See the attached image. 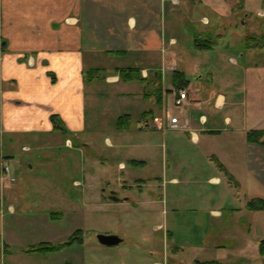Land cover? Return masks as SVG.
<instances>
[{"label": "crops", "instance_id": "crops-1", "mask_svg": "<svg viewBox=\"0 0 264 264\" xmlns=\"http://www.w3.org/2000/svg\"><path fill=\"white\" fill-rule=\"evenodd\" d=\"M181 1L0 0V138L5 133H51L58 129L52 114L77 136L87 125L88 102L96 94L93 85L116 86L112 94L121 99L107 140L114 149L127 148L130 166L157 162L160 174L134 180L138 190L149 178H156L161 187L158 201L164 215L154 229H164L159 236L162 244L175 254L187 249L193 264L196 260L264 264L260 251L264 208L246 206L251 198H264V135L259 141L247 138L249 130H264V52L257 54L255 45L245 46V39L254 35L237 34L232 1L197 0L207 7L198 16L184 9L185 20H197L201 26L194 35L183 24L177 28L175 16L180 13L166 11L169 3ZM225 32L239 35L246 48L236 57H226V52L215 48L212 38H223ZM198 37L210 40L211 46L197 47ZM249 56L257 60H248ZM108 57H124L127 64H97L99 58ZM98 66L106 70L105 79H87L85 71ZM129 66L139 67L145 79H121L118 68ZM176 71L187 80L179 87L187 91L181 106L173 102L179 89L173 79ZM133 98L139 103L135 118L130 106L120 112L118 105L132 104ZM123 113L131 119L119 129L116 121ZM165 113L177 116L184 125L166 129L140 125L144 117ZM128 163L119 159L118 170L127 169ZM128 177L133 178L128 173L126 178L118 177L128 193L101 199L108 204L138 203L129 191L133 185L124 182ZM3 207L1 200L0 264H36L37 257L62 250L42 253L17 246L20 240L15 231L7 230ZM7 208L16 211L10 202ZM61 218L49 214L32 220L43 226L42 232L46 229L56 236L39 241L60 240ZM152 235L145 232L142 237ZM149 250L160 253L155 242ZM161 255L166 256L164 249Z\"/></svg>", "mask_w": 264, "mask_h": 264}, {"label": "rangeland", "instance_id": "rangeland-1", "mask_svg": "<svg viewBox=\"0 0 264 264\" xmlns=\"http://www.w3.org/2000/svg\"><path fill=\"white\" fill-rule=\"evenodd\" d=\"M230 1L237 12L233 14L237 22V34L254 35L255 43L258 44L254 46L258 48L257 54L264 52V0ZM241 3L242 6H239ZM186 8L195 16L202 9L207 10L197 0H188L187 4L182 0L180 4L172 6L169 3L166 11H172L175 15L180 13L175 16L177 28L183 24L193 35L198 34L201 26L197 20L192 23L185 20L183 12ZM259 11H263V14ZM242 19H246V23ZM212 40L215 41L216 50L226 52V57L232 54L236 57L239 50L246 49L240 43L239 35L235 37L229 32H225L223 38L214 37ZM247 58L257 60L256 56ZM126 61L124 57H108L99 58L97 64L124 66ZM102 73L106 74V70ZM113 87L116 86L104 82L93 85L96 94L88 102L87 125L77 136L72 135L67 128L68 132L55 129L51 133L39 134L5 133L0 138V201L4 202L2 211L6 228L16 232L20 240L17 246L24 244L26 248L41 239L56 238L54 232L52 236L46 229L42 232L43 226L32 222L41 215L49 217L51 212L62 215L63 233L57 234L60 240L56 242L69 239L75 230L81 229L78 233L81 239L64 246L60 252L46 254V257L36 255L40 256L35 260L36 264H154L157 260L165 261L166 264H193L191 252L185 249L175 254L159 239L164 229H154V225L164 215V206L158 201L161 187L157 179L149 178L142 190L135 187L134 177L160 174V170H156L157 162L146 166H130L126 160V154L129 153L127 148L114 149L108 143L107 137L113 132L118 113L116 102L121 99L112 94ZM136 100L131 99L132 104H118L119 111L130 106L135 118L139 108ZM119 159L128 163L127 169L118 170ZM4 163L9 164L14 180L2 175ZM121 171L124 173L121 174ZM127 173L133 178L128 177L130 180L124 182L133 185L128 190L139 202L108 204L103 199H108L114 193H120V196L123 192L128 193L118 184V177L126 178ZM113 187H118L119 191H111ZM153 198L157 200L149 202ZM8 202L14 205L16 211L8 210ZM145 232H151L152 238L144 239L142 236ZM99 233H115L125 236V239L118 244L107 245L98 240ZM154 242L160 253L150 254L149 249ZM133 248L134 251H127ZM163 249L166 253L164 257L161 255Z\"/></svg>", "mask_w": 264, "mask_h": 264}, {"label": "trees", "instance_id": "trees-1", "mask_svg": "<svg viewBox=\"0 0 264 264\" xmlns=\"http://www.w3.org/2000/svg\"><path fill=\"white\" fill-rule=\"evenodd\" d=\"M255 37L254 36H248L245 39V46L246 47H251L256 45L255 43ZM196 46L197 47H208L211 46L210 40L202 39V38H196ZM104 71V67L98 66V67H91L88 68L85 71V76L87 79L90 80H95V79H105L106 75L101 74V72ZM118 74L121 79L123 80H144V76L141 73V70L139 67L135 66H129V67H121L118 68ZM173 79L175 80V85L177 88L182 86V83L184 84L187 80L184 78V74L182 71H176L173 75ZM51 118L54 122V125L56 128L61 129L65 132H68L69 130L67 129L66 125L60 120L59 116L57 114H52ZM128 119H131V115L129 113H123L118 116L117 121H116V127L119 129L124 128L126 125V122ZM264 135V130L263 129H252L247 132V138L250 141H259L260 137ZM131 161L134 162H139L141 160H138L136 158H132ZM234 182L236 180L234 179ZM246 206L250 209H262L264 208V198L260 197H254L251 198L247 201ZM55 214V212H51V215ZM81 229H77L73 232L71 237L67 240L64 241H59V242H52V241H40L38 243H34L30 245L26 250L27 251H32V252H50V251H56L59 249H62L64 246L76 241L77 239H80L78 233L80 232ZM260 251L264 253V240L261 241L260 243ZM214 261L211 260H206V261H201V260H196L195 264H214Z\"/></svg>", "mask_w": 264, "mask_h": 264}, {"label": "built area", "instance_id": "built-area-1", "mask_svg": "<svg viewBox=\"0 0 264 264\" xmlns=\"http://www.w3.org/2000/svg\"><path fill=\"white\" fill-rule=\"evenodd\" d=\"M259 13L263 14V11H259ZM187 100V91L184 88H179L174 93L173 102L176 106H181ZM140 125L145 128H173L183 126L184 124L179 122V118L177 116L169 115L167 113L162 116H153L152 118H142L140 120ZM69 140V139H68ZM4 170H2V175H5L9 180H14L15 177L12 175V171L10 170L9 164L4 163Z\"/></svg>", "mask_w": 264, "mask_h": 264}, {"label": "water", "instance_id": "water-1", "mask_svg": "<svg viewBox=\"0 0 264 264\" xmlns=\"http://www.w3.org/2000/svg\"><path fill=\"white\" fill-rule=\"evenodd\" d=\"M98 240L107 245L118 244L122 241L123 237L115 233H99L97 235Z\"/></svg>", "mask_w": 264, "mask_h": 264}]
</instances>
